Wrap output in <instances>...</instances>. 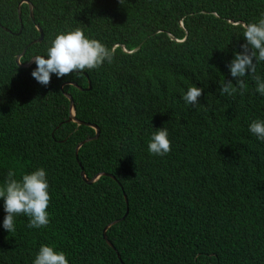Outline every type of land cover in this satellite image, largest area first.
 Masks as SVG:
<instances>
[{
	"label": "trees",
	"instance_id": "1",
	"mask_svg": "<svg viewBox=\"0 0 264 264\" xmlns=\"http://www.w3.org/2000/svg\"><path fill=\"white\" fill-rule=\"evenodd\" d=\"M20 1L0 0V115L15 117L1 128V170L26 159L43 166L51 200L70 207L23 244L0 243V264H30L41 245L64 252L69 264H264V142L248 131L264 119V97L247 75L243 90L220 94L224 82L235 84L227 63L241 51L242 26L264 14V0H28L34 22L22 4V32L37 39L38 25L43 39L21 63L75 28L112 52L111 62L53 74L46 86L31 77L35 64L14 62L24 42ZM256 74L264 77V64ZM65 81L76 86L61 90ZM191 86L203 89L195 106L181 98ZM63 92L76 119L100 130L79 151L88 180L107 175L91 185L72 146L93 129L64 122V144L43 130L67 120ZM162 127L171 150L149 154Z\"/></svg>",
	"mask_w": 264,
	"mask_h": 264
},
{
	"label": "clouds",
	"instance_id": "2",
	"mask_svg": "<svg viewBox=\"0 0 264 264\" xmlns=\"http://www.w3.org/2000/svg\"><path fill=\"white\" fill-rule=\"evenodd\" d=\"M22 4H30L31 11H33V6L28 0H21L18 3L17 18L18 22H20V28L17 35H21L24 42L21 52L15 55L14 62L22 68H29L35 64V68L30 75L37 83L46 86L49 84L53 74L59 79L73 72L97 69L105 61L111 62L112 52L108 47L99 40L86 36L81 28H75L56 34L47 48L46 55H33L27 62L21 63V59L26 52L30 55L37 52L34 51L36 45L43 39V34L40 36V31L42 33V30L38 25L35 26L39 34L37 39H31L22 32L20 9ZM31 21L34 22L33 12ZM242 28L244 43L239 45L241 51L234 52L233 58L227 63L229 74L235 79V84L231 80L224 82L220 86V94L231 96L237 91V88L243 90L245 87L243 78L247 75L254 80L256 93L264 97V77L256 74L257 66L264 64V14L257 21L244 24ZM89 83L88 81V90L90 89ZM67 85L76 86L74 82L65 81L60 85V89L63 90ZM202 91L203 89L200 87L191 86L183 93L181 98L186 105L195 106L198 104V97L201 96ZM63 96L69 102V117L70 101L68 98L72 99V97L64 92ZM73 113L76 119L75 109ZM68 117L67 120L61 119L52 123L48 128L43 129L50 131L48 135L53 144H64L66 142L67 136L64 135L60 138L59 134H62L63 131L58 130L64 122L76 124V122L68 121ZM14 120L15 117L11 113L0 115V133L4 141L5 130L1 128L11 126ZM82 125H85V123ZM90 128L93 129L94 135L82 141L76 140L72 146L74 147L75 162L79 166L80 172L83 173L79 160V151L84 149L83 146L86 143L93 141L90 139L95 136V130L93 127ZM248 131L258 141L264 142V119L256 118L252 120L248 124ZM0 142L2 143L1 140ZM170 145L168 130L162 127L151 134L147 150L149 154L164 156L171 150ZM1 155L2 153L0 152V159ZM1 169L2 164H0V243L12 241L15 245L23 244L31 235L29 231L49 226L54 227L56 223H60L65 216L62 213L70 206L63 205L60 202L55 204L51 200L49 180L46 169L43 166H30L26 159L12 167ZM14 239L17 242H14ZM30 264H69V261L66 258V254L56 250L54 246L41 245L34 259H31Z\"/></svg>",
	"mask_w": 264,
	"mask_h": 264
},
{
	"label": "water",
	"instance_id": "3",
	"mask_svg": "<svg viewBox=\"0 0 264 264\" xmlns=\"http://www.w3.org/2000/svg\"><path fill=\"white\" fill-rule=\"evenodd\" d=\"M29 5V10H30V16H31V18H32V8H31V5L30 4H28ZM40 36H42V33H41V31H40ZM172 38V37H171ZM173 40V39H172ZM139 48V47H138ZM137 48V49H138ZM136 49V50H137ZM69 99V101H70V114H69V117H68V121H73V122H76V124L77 125H82V124H84L83 122H80V121H78V120H76L75 118H74V113H73V110H74V106H73V101H72V99L69 97L68 98ZM85 125L86 126H90V127H93L94 128V130H95V136L93 137V138H91L90 140H95V139H97L98 137H99V129L96 127V126H92V124H88V123H85ZM100 176H107L106 174H98L97 176H95V177H93V179H91V180H87L86 178H85V176H84V173L83 172H80V177H81V179L86 183V184H88V185H90V184H92L93 182H95V180L98 178V177H100ZM109 176V175H108ZM110 178H111V176H109ZM109 228V226H107V227H105V229L103 230V236H104V234H105V231L107 230ZM104 238H105V236H104Z\"/></svg>",
	"mask_w": 264,
	"mask_h": 264
},
{
	"label": "bare ground",
	"instance_id": "4",
	"mask_svg": "<svg viewBox=\"0 0 264 264\" xmlns=\"http://www.w3.org/2000/svg\"><path fill=\"white\" fill-rule=\"evenodd\" d=\"M172 37V36H171ZM172 40V39H171Z\"/></svg>",
	"mask_w": 264,
	"mask_h": 264
}]
</instances>
